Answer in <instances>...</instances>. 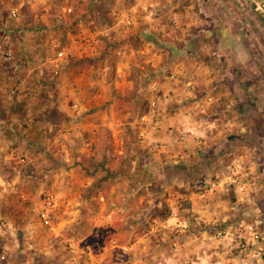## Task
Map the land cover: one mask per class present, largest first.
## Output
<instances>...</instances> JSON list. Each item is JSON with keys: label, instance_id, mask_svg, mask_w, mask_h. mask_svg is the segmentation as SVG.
Segmentation results:
<instances>
[{"label": "rangeland", "instance_id": "1", "mask_svg": "<svg viewBox=\"0 0 264 264\" xmlns=\"http://www.w3.org/2000/svg\"><path fill=\"white\" fill-rule=\"evenodd\" d=\"M38 3L46 7L39 11L42 14L39 20L44 22L40 23L43 25L38 33L39 60L62 47L70 48L71 52L55 81L41 78L39 83L36 81L37 104L48 103L53 98L46 91H53L58 102L59 92L66 91L70 96V90H79L80 83L72 77L80 71L88 75L80 85L84 95L92 94L100 70L107 73L108 86L105 97L87 107L88 113L99 121V127L83 126L79 130L78 122H71L70 117L68 131L67 123L62 128L66 118H61L59 113H51V117L43 113L42 122L47 119L54 128L44 129L41 123L38 128H28L30 134L38 131L39 142H33L35 139H29L23 135L24 130L16 128L10 129L11 136L3 140L6 150L0 153V225L7 221L8 226L0 227V264H95L102 253L107 256L104 264L116 261L125 264L131 260L155 264L161 258L166 264H195L199 258L195 249H201L204 255L212 249L210 258L205 256L202 264H241L230 251V240L223 234L242 229L250 235L257 229L264 244V10L258 9L253 0H45ZM136 4L139 20L147 12L144 21L139 22L140 29L159 23L160 31L147 27L166 46L162 50L164 65L160 68L142 58V53L130 54V47H141L145 40L139 28H128L113 11L117 6L125 11ZM65 6H73L74 11L66 13ZM88 37L93 41L87 44ZM92 44L98 50L96 55L88 46ZM87 46L89 50L83 53L84 57H78ZM176 50H184L178 65L189 71L200 63L203 75L198 96L185 92L183 101L173 106L185 107L195 120L201 121L206 139L197 145L173 142L168 145V151L155 150L139 141L140 116L149 103L150 91H146L149 82L163 78L164 72L175 68L172 60L178 56ZM117 66L127 71L126 80L117 81ZM215 74H225L227 79L215 85L214 89H219L214 93L219 105L207 113L202 110L200 97L211 92L207 77ZM44 92L46 95H41ZM159 92L164 94L161 89ZM70 100V106L79 102L73 97ZM82 101L89 104V97ZM116 118L119 121L113 133V127L107 123ZM61 131L71 134L73 150L80 154L83 149L89 152L84 141L95 140L91 155L96 159L83 163L74 156L69 187L64 182L60 186L54 184L53 173L60 172L62 176V156L59 154L57 159L51 153L54 149H48L45 143L46 137ZM42 133L44 136L40 137ZM149 134L152 135L151 128ZM193 146L195 151H189ZM174 150L179 156H172ZM236 167L238 182L232 170ZM1 179L15 182V191L4 192ZM221 179H225L224 184L229 188L239 185L249 188L245 205L232 208L226 223L196 226L181 237L182 249L173 251L169 233L167 237L159 229L170 202L210 180ZM48 189L57 195L55 229L40 214ZM228 198L237 201L234 189ZM223 205L226 206L224 200ZM194 233L202 238L188 243ZM217 233L221 236L210 238V234ZM112 239L120 245L136 242L140 249L136 248L138 251L132 257L118 246L107 251ZM90 251L98 256L91 257Z\"/></svg>", "mask_w": 264, "mask_h": 264}, {"label": "crops", "instance_id": "2", "mask_svg": "<svg viewBox=\"0 0 264 264\" xmlns=\"http://www.w3.org/2000/svg\"><path fill=\"white\" fill-rule=\"evenodd\" d=\"M45 0H0V146L3 145V140L8 139L10 134V129L16 128V129H22L24 130L25 136H29V139H35L34 141H38V131L29 132L28 128H38L39 124L41 123V127L44 129H48L50 127L54 128L53 125H51L47 119L42 122L45 118L42 115L45 113L47 116L51 117V113H59L61 118H66L67 122L65 120L64 125H62V128L65 129L66 123L68 124L67 130L69 131V120L71 117L72 120H76L79 125V130L82 129L83 126L86 127H99V121L96 120V118H93V115L88 113L89 108L88 106L91 105L93 102H100V100L105 97L104 90L108 86V76L107 73L104 70H100L99 76L100 79L94 80V83L96 84L95 89H93V92L90 96L84 95V91L80 88V85L83 84V80L85 79V74L83 71L77 72L73 74V79L78 80L76 83H80V85L77 87L79 90L77 91H69L68 96L66 94V91L59 92L57 95V101L56 102V95L53 93V91H46V93H49V96L53 97L48 103L38 105L37 100L39 99L38 94L33 93V89H35L36 81L39 83V75L37 72V61L40 59L39 55L37 54V51L40 48V38H39V26L43 25V21L39 20V11L46 7H41L38 2H42ZM45 3V2H44ZM15 6L20 7V14L17 18H14L12 16V9ZM41 7V8H40ZM116 7V6H115ZM119 6L113 9L114 13L116 14H130L132 24H136V26H128V28L134 29L137 27L140 29L141 26L139 25L140 21H144V17H146L147 12L145 15H142V18L139 20L137 17L136 11H138L139 5L136 4L133 6V8L126 9L125 11H122L118 9ZM74 8V7H73ZM51 9V8H50ZM49 9V10H50ZM47 12V11H46ZM143 12V11H141ZM150 12V11H149ZM46 16V15H45ZM149 16V15H148ZM157 18V17H155ZM120 20V19H119ZM43 22L42 24H40ZM156 24H148L146 25L144 29L148 30L149 32H152V30L149 27H152L155 31H158L159 29H155L154 26H159L158 22H155ZM47 25L49 23H46ZM149 26V27H147ZM143 30L140 29L141 36L144 38L145 42L142 44L141 47H130V54L132 55H143L142 58L146 59L147 62L152 63L153 66H159L164 65V55L162 54L163 48L165 49V45H159L155 41L148 40L144 34ZM106 31V30H105ZM160 31V30H159ZM154 32V31H153ZM104 33V32H103ZM156 33V32H154ZM232 37V35H231ZM91 38V37H89ZM233 38V37H232ZM240 39V38H239ZM241 40V39H240ZM88 44V42H87ZM11 46L14 49V57L10 61H5L3 58L4 50ZM90 46V49L95 53V55L98 53V50L96 48L95 44L88 45ZM84 48V50L81 51L78 57H84L83 53H87V50H89V47ZM164 46V47H162ZM234 49V48H233ZM233 53L237 54L235 50H232ZM159 52L161 54H159ZM181 52H184V50H176L174 53L178 56H175V58L172 60L173 64L178 65L180 61H182L180 58V54H183ZM146 53V54H145ZM243 57L246 55L245 51L242 53ZM88 57L89 55L86 54ZM183 56V55H182ZM69 57V56H68ZM67 57V58H68ZM239 57H241V53L239 54ZM71 58V57H70ZM71 64L74 63V60L71 59ZM85 65V63L83 64ZM198 64H196L197 66ZM199 66L200 63H199ZM198 67V66H197ZM158 70V69H157ZM116 78L117 81L126 80L127 78V71L124 70L122 67L117 66L116 68ZM197 72L200 75H203L201 70H197ZM86 73V72H85ZM165 73V72H164ZM208 77L211 76V73L209 72ZM98 76V78H99ZM88 75L86 76V78ZM207 77V85L212 87L210 89L211 92L209 93H215L214 89L216 87L215 85H219V82H223L227 79V75L223 74L222 76L214 75L213 77L208 79ZM38 79V80H37ZM151 82V81H150ZM150 82L148 88H146V91L151 96V88H150ZM18 87L17 94L13 95L12 90ZM34 87V88H33ZM153 94H155L152 91ZM87 94V93H86ZM41 95H46L45 92ZM75 98L79 102H81L80 105V111L76 112L74 110L73 105L70 106V98ZM89 97V104L85 101H82ZM160 99L162 108H163V115H162V122H161V137L167 143L166 149H162V151H168V145L172 144L173 142L178 144V137L180 134H184L186 137L185 145H191V144H200L202 142L205 136H204V126L201 123V121H197L195 119H190L188 116L185 115V107H174L173 103H179L181 100L178 98L173 99L168 97L166 94H160L158 96ZM91 101V102H90ZM83 102V103H82ZM37 104V105H36ZM216 105H219V102L216 103ZM101 110V109H100ZM76 112V114H75ZM87 113V114H86ZM117 113V112H115ZM114 113V114H115ZM71 115V116H70ZM41 119V120H40ZM28 120V122H26ZM119 119L116 118L115 121H110L107 123L110 127H113V133H116L114 131L115 126L118 125ZM46 123V124H45ZM83 123V124H82ZM53 124V123H52ZM77 124V123H76ZM24 126V129H23ZM108 127V126H107ZM111 129V128H110ZM32 130V129H31ZM28 131V132H27ZM46 132V130H44ZM44 136L42 133L40 137ZM16 136H13L11 138H15ZM11 140V139H9ZM23 140V139H21ZM45 143H48V149H54V152L51 153L55 155L57 159L59 158V154L62 156V166L63 168L62 176L60 175V172L53 173V178H55V185H59L64 182L65 187H69V184L71 183L74 167H72L73 163L72 160L78 156L77 159H81L83 163L87 162V160H93L97 158L96 156L91 155V151L93 150V146L95 144V140H87L84 141V148L88 150V154L82 150L81 154L77 151L73 150L74 147L72 146L73 137H71V134L68 132L61 131L60 133H55L53 135H50V137H46ZM24 142V141H23ZM182 144V142H181ZM184 145V144H183ZM4 149L5 146L3 145ZM53 147V148H52ZM195 151V147L189 148V151ZM6 150V149H5ZM4 150V151H5ZM80 151V149H78ZM74 153H76L74 155ZM80 154V155H79ZM182 155V154H180ZM186 153L182 156L185 157ZM172 156H179V154L176 153V150H174ZM83 157V159H82ZM25 160V159H23ZM32 160V159H30ZM177 160V159H176ZM175 160V161H176ZM170 161V159H169ZM178 161V160H177ZM161 162H166L165 160L161 159ZM72 163V164H71ZM76 163V160H75ZM61 179V182H60ZM5 179H1L3 182ZM9 181V180H8ZM1 182V183H2ZM15 183V182H14ZM193 191V190H192ZM233 191V189L231 190ZM231 191H222L220 190L218 193H216L212 199L209 201H203L198 200L197 201V210L201 216L202 219H204V222L206 223H215V222H228L229 217V211L232 210V208H236V206L244 204L245 202H239V201H230L228 196L231 195ZM237 197V195H236ZM223 200L225 201L226 206L223 205ZM223 209H228L227 212H223ZM222 211V212H220ZM167 235V234H166ZM168 237V235H167ZM113 240V239H112ZM111 240V241H112ZM111 245V242H110ZM111 247H107V251L111 250ZM117 247V246H114ZM141 247V246H140ZM140 249L139 246H136L135 243V251L133 253L128 254L129 256L136 255V251ZM161 252V251H160ZM212 252V249L210 250ZM210 252L209 254L203 252L201 249L197 250L195 249V253H198V259L194 261L195 264H202L203 258H210ZM91 257H96L98 254L95 252V255H93L92 251H90ZM107 256H104L102 253L100 256V259L97 260L95 264H104L106 261ZM202 258V259H200ZM88 261V260H87ZM138 262V261H136ZM146 264V261H144ZM167 262L161 258L159 261L155 264H166ZM113 264H118L116 261Z\"/></svg>", "mask_w": 264, "mask_h": 264}, {"label": "built area", "instance_id": "3", "mask_svg": "<svg viewBox=\"0 0 264 264\" xmlns=\"http://www.w3.org/2000/svg\"><path fill=\"white\" fill-rule=\"evenodd\" d=\"M258 9L264 10V0H253ZM64 10L66 13H71L74 11L73 6H65ZM20 14V7L15 6L12 9V16L17 18ZM116 14V13H115ZM117 15V14H116ZM120 22L126 26L132 24L130 14H118ZM155 29H160V26H154ZM87 42H92L93 40L89 37L86 38ZM71 52L70 48L62 47L54 54L49 55L46 59H41L37 61L36 67L39 78L50 81H55L57 75L60 74L64 60L69 56ZM14 57V49L8 46L3 53V58L5 61H10ZM198 66V67H197ZM195 65L192 70L187 71L184 65H176L175 68L167 70L163 78L153 79L150 82L151 96L149 97V103L146 110L140 116V129L138 130L139 141L143 145H147L155 150L166 149V143L161 137V122L163 115V108L158 96L160 95V89L164 91V94L170 98H178L183 101L184 93L187 92L193 96H198L197 91L201 86V75L197 72L200 70L199 65ZM163 82V83H162ZM48 86V85H47ZM33 91V90H32ZM152 91L155 93L153 94ZM18 92V87L12 90V94L15 95ZM34 94H38V90L34 89ZM201 107L204 112L209 113V111L214 108L218 102V98L213 93L202 94L200 97ZM75 111H80V103L76 102L74 105ZM190 119H195L189 110L185 111ZM28 122V120H26ZM152 130V135L149 134V129ZM152 136V137H151ZM152 139V140H150ZM180 143L185 144L186 137L184 134H180L177 139ZM5 149L0 146V153ZM237 167L233 168L234 176L238 175ZM238 176H236L235 181ZM225 179L220 181L210 180L209 182L203 184L201 188L197 190L190 191V193L180 194L176 199L170 202V214L168 217L163 218L159 222V229L164 233H169L170 244L173 251L178 252L182 249L181 237L187 236L190 231H192L196 226H201L204 223V219L201 218L197 210V201H209L212 197L218 193L220 190L230 192L232 189L236 192L237 201L245 202L247 200V193H249V188H245L243 185H239L238 188H229L225 186ZM3 191L10 192L15 191L16 185L13 181L4 180L2 182ZM24 196V195H23ZM58 207L57 195L53 189H48L43 203L41 205L40 214L45 223L52 229H55L54 225V212ZM209 223V222H208ZM206 223V224H208ZM217 223V222H215ZM210 224V223H209ZM8 226L7 221H3L0 225L2 228ZM199 232H202L200 230ZM206 232V231H204ZM204 236V235H203ZM221 234H210L211 239H216ZM224 237L230 240V251L235 254L236 258L241 264H261L264 260V244L262 243L263 237L259 230L254 229L250 235L246 234L244 230L239 229L238 232L227 231L223 234ZM202 238V235L192 234V240L197 241ZM135 243H127L120 245L116 239L111 241L112 246H118L125 254H131L135 251ZM144 263V262H143ZM118 264H123L118 262ZM125 264H141L135 260L127 262ZM145 264V263H144Z\"/></svg>", "mask_w": 264, "mask_h": 264}, {"label": "trees", "instance_id": "4", "mask_svg": "<svg viewBox=\"0 0 264 264\" xmlns=\"http://www.w3.org/2000/svg\"><path fill=\"white\" fill-rule=\"evenodd\" d=\"M56 1H58V0H55V2ZM93 2H94V0H92ZM53 4H54V2H53ZM77 19H79V21H80V17L79 18H77ZM143 34H144V36L148 39V40H151V41H155L157 44H159V45H162L163 44V41L161 40V38H160V36H156L153 32H149L148 30H146V29H144L143 30ZM80 62H83V59H81L80 60ZM84 63V62H83ZM49 82V81H48ZM48 82H46V83H48ZM146 110V109H145ZM144 110V111H145ZM89 161H91V160H87V162H89ZM169 214H170V209H168V212L165 214V215H163V217L165 218V217H168L169 216Z\"/></svg>", "mask_w": 264, "mask_h": 264}]
</instances>
